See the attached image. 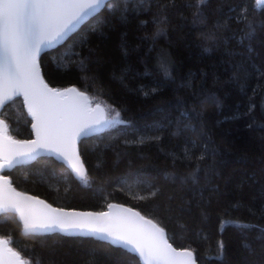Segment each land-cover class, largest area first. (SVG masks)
I'll return each instance as SVG.
<instances>
[{"label":"trees","instance_id":"obj_1","mask_svg":"<svg viewBox=\"0 0 264 264\" xmlns=\"http://www.w3.org/2000/svg\"><path fill=\"white\" fill-rule=\"evenodd\" d=\"M40 64L123 123L85 137V178L52 156L6 170L60 207L130 205L203 264H264V10L256 0H111ZM0 116L33 137L22 97ZM0 236L31 264H142L94 237L24 233L0 213ZM223 248L220 249L219 245Z\"/></svg>","mask_w":264,"mask_h":264},{"label":"snow or ice","instance_id":"obj_2","mask_svg":"<svg viewBox=\"0 0 264 264\" xmlns=\"http://www.w3.org/2000/svg\"><path fill=\"white\" fill-rule=\"evenodd\" d=\"M256 5L264 10V0H256ZM102 6L104 0H0V108L15 96L22 95L36 121L32 127L37 136L32 141L11 140L6 135L7 125L0 121V135L4 137L0 141V170L27 163L38 149H48L63 156L77 175L85 178L84 167L75 155V140L107 123L103 110L100 105L90 109L87 97L76 89L67 90V93L75 94L74 97L62 99L66 93L48 88L40 78L36 57L42 46L55 44L76 23ZM0 186H3L4 201L0 203V213L10 208L19 212L26 232L59 229L103 233L106 238L131 246L148 264H177V257L191 258L193 255L190 250L176 252L164 239L163 229L151 221H144L139 213H132V216L139 217L143 224L122 219L100 226L97 221L108 216L106 213L94 216L59 212L52 219L37 221L25 215L20 207L22 200H32V197H22L15 192L6 177H0ZM9 192L17 198L15 201H9ZM7 244V240H0V245L18 259V254L7 248ZM219 247L222 250L223 245Z\"/></svg>","mask_w":264,"mask_h":264},{"label":"water","instance_id":"obj_3","mask_svg":"<svg viewBox=\"0 0 264 264\" xmlns=\"http://www.w3.org/2000/svg\"><path fill=\"white\" fill-rule=\"evenodd\" d=\"M110 1L111 0H104V6H102L99 9H97L91 15L85 16L82 20H80L78 23H76L67 33H65L64 37L62 39L58 40L55 44H53L51 46H42L39 54L36 57V62H37L38 68H39L40 78L43 80L44 84H46L48 86V88L57 90L59 92L66 93V97L62 98V99H68V98L74 97L75 94L67 93V90L76 89V91L78 93H82L84 96L87 97L86 103H87V105H88V107L90 109H96V106L99 105V104H96V105L92 106L91 105V103H92L91 98L86 92L80 90L76 86H69V87H65V88L54 87L46 80V78L44 77L43 71H42L41 64H40V57L45 51L54 49V48L64 44L84 24H86L90 19H92L94 16H96L98 13H100ZM16 97H22L23 102H24V98H23L22 95L15 96L14 98H16ZM10 101L11 100L7 101L4 104V106ZM24 105H25L26 111L28 112L30 118L32 119L31 128L33 130V134L34 135L30 139H19V138L14 137V135H12L11 133L8 132V124H7V122L3 118H1V116H0V121H3L4 124L7 125V134L6 135L11 140L23 142V141H32V140H36L37 139L36 132H35V130L32 127V125L35 124L36 121L32 117V115L29 113L28 106L25 103H24ZM3 107L0 108V111L3 109ZM100 108L103 110L102 114L105 117L104 109L101 107V105H100ZM105 124H101L100 126L90 130L87 135L78 136L76 138V140H75V145H74L75 155L79 157V161L84 167L85 174H86V167H85V164H84V161L82 159V156L80 154V149H79L80 141L83 138H85V137H91V136H94V135L102 133L105 130ZM0 128H2V126H0ZM3 139H4L3 135H0V141H3ZM42 156H52V157H54L56 160L64 163L75 174L76 177H79L77 175V173L74 171V169L72 168L71 164L68 162V160H66L60 154L54 153V152H52V151H50L48 149H38L37 150V154H35L33 159L29 160L27 163L17 164L14 167L19 166V165L30 164V163L36 161L39 157H42ZM13 168H5L3 170H0V177H6L11 182V188L15 189V192H18V193L22 194V197H24V196L32 197V200H28V201H23L22 200L21 201L20 207L24 211L25 215H29V216H31V218H33V219H35L37 221H43V220H47V219H52L53 217L58 215L59 212H64V213H82V214L83 213H91L94 216H96V215H98L100 213L108 214V216L102 217V218H100L97 221V223L100 226H108V225L116 222L117 220H122V219H132V220H135V221H137L138 223H141V224H143L144 221H151L158 228L163 229L164 239L167 241L168 244H170L172 246L173 249L176 250V252H184L185 250H190L192 252L193 255H192L191 258L186 257V256L177 257L176 258L177 264H192L193 261H194V264H203V263H200L196 259V256H195L193 250H191L189 248H183V247L175 246L170 241L166 229L163 226H161L157 221H155L153 218L144 215L137 208L132 207V206L127 205V204H124V203H119V202H111L108 205L107 209H105L103 211L82 210V209H74V208H66V207L56 206V205L52 204L50 201H48L47 199H45V198H43V197H41L39 195H35L33 193L18 189L14 185V183L12 182L11 177L9 175L5 174L6 170H10V169H13ZM16 199L17 198L11 192H9V201H15ZM3 202H4L3 201V186H0V203H3ZM53 210H56V211H53ZM124 210H131V211L130 212H126ZM3 213H14V214H16L18 219L21 221V223L23 225V221L20 218V213L19 212H16V211H14V210H12L10 208L8 211H5ZM132 213H139V216L143 217L144 221H140L139 217H133ZM23 231H24V233H27V234L28 233H34V234L61 233V234L68 235V236H82V237L98 238L100 240L109 242L112 245H115V246H118V247H122L123 249L128 250L129 252L135 254L140 259L142 264H148V262L144 258H142L135 250H133L131 248V246H125L119 241H114V240H112L110 238H106L103 233H90V232H87V231H78V230L64 232V231H60L59 229H55V230H51V231H36V232L27 231L26 232L25 229H24V226H23ZM0 240H7L8 241L7 248H10L12 250V252H15V253L18 254V259H17V257L12 256L10 252L6 251L3 245H0V264H19V262H22V264H24V259L25 258L22 256L20 251H18L16 248H14V246L10 243L8 238L0 236Z\"/></svg>","mask_w":264,"mask_h":264},{"label":"rangeland","instance_id":"obj_4","mask_svg":"<svg viewBox=\"0 0 264 264\" xmlns=\"http://www.w3.org/2000/svg\"><path fill=\"white\" fill-rule=\"evenodd\" d=\"M91 101H92L91 103L92 106L99 104L104 109L105 117L107 120V123L105 124V129L111 128L112 126H115V125H118L124 122V120L121 117L120 112L116 111L112 107V105L103 102V100L101 101V99H98L97 101H93L91 99ZM117 113H119L118 116H117ZM8 132L11 133L9 125H8ZM84 181H86V178ZM24 264H31V262L28 259H24Z\"/></svg>","mask_w":264,"mask_h":264}]
</instances>
